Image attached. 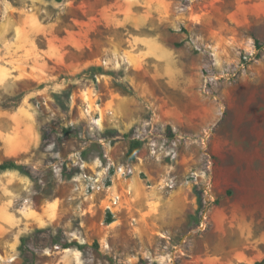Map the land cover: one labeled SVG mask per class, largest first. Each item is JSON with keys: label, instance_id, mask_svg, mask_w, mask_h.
Returning <instances> with one entry per match:
<instances>
[{"label": "rangeland", "instance_id": "1", "mask_svg": "<svg viewBox=\"0 0 264 264\" xmlns=\"http://www.w3.org/2000/svg\"><path fill=\"white\" fill-rule=\"evenodd\" d=\"M40 1L51 9L55 58L58 36L71 44L66 66L28 102L38 143L11 159L28 176L0 173V195L7 188L24 219L8 246L0 242L1 264L264 259V0ZM91 66L106 73L87 74ZM31 88L2 91L0 107L14 109ZM98 107L102 129H92ZM134 140L143 146L130 160ZM77 154L94 169L110 165L104 182L124 193V209L106 212L105 193L86 194ZM120 166L132 169L127 180ZM35 229L47 231L31 239L25 261L19 238Z\"/></svg>", "mask_w": 264, "mask_h": 264}, {"label": "crops", "instance_id": "2", "mask_svg": "<svg viewBox=\"0 0 264 264\" xmlns=\"http://www.w3.org/2000/svg\"><path fill=\"white\" fill-rule=\"evenodd\" d=\"M30 1L0 0V93L13 86H32L14 109L0 107V119L4 120L0 127V153L5 160L16 159L37 145L38 134L34 129L37 114L28 102L41 93L36 86L46 85L59 67L66 66L62 54L71 44L69 36H58L60 56L55 58L51 47V9L40 0ZM3 192L0 242L8 246L5 240L10 233L23 230L24 219L13 205L15 198L8 195L7 188ZM20 207L24 211L26 204ZM55 207V201L43 206L47 212ZM4 251L1 256L7 259L8 252Z\"/></svg>", "mask_w": 264, "mask_h": 264}, {"label": "built area", "instance_id": "3", "mask_svg": "<svg viewBox=\"0 0 264 264\" xmlns=\"http://www.w3.org/2000/svg\"><path fill=\"white\" fill-rule=\"evenodd\" d=\"M86 104V111H89L91 107V103L88 100H84ZM96 106L98 103H95ZM99 111L96 115H98V118H94L91 122L90 125L91 128H101L102 127V121H103V116L102 112L100 111V108L98 107ZM112 112H110L111 114ZM102 129V128H101ZM94 137L98 134H95L93 132ZM98 143L100 146L106 151L104 156L106 159L109 160L107 149L109 147L108 143L106 142L105 138L99 137ZM74 165L80 169V179H82V182L85 185V192L86 194H89L90 196H94L95 194H100V193H105V197L103 199V207L106 212H110L114 214L117 211H120L125 208V195L123 192L118 191L115 188L114 184H106L104 182V179L107 175V171L110 169V165L107 167L102 166V164L99 165V168L101 169H94L93 167H89L88 163L82 159V156L80 154L76 155V160L74 161ZM117 174L121 177L123 176L124 179H128V176L132 174V169H128L124 166L118 167L116 169ZM115 181L112 179V183Z\"/></svg>", "mask_w": 264, "mask_h": 264}, {"label": "trees", "instance_id": "4", "mask_svg": "<svg viewBox=\"0 0 264 264\" xmlns=\"http://www.w3.org/2000/svg\"><path fill=\"white\" fill-rule=\"evenodd\" d=\"M46 1L54 2V3H62L65 0H46ZM85 72L87 74H92V75L106 73V71L102 67H97V66H91ZM142 146H143V142H141L139 140H134L131 143L130 149L128 151V158L130 160L135 159L136 154L141 150ZM10 171H16L22 175L28 176V173L25 172L26 168L24 166L16 163L15 161L6 160L0 164V173L10 172ZM195 195H196V200H197V205H198L197 211L199 212L200 210H202V207H203L202 197L198 191L197 192L195 191ZM45 231H47V229H44V230L35 229L31 233H24L20 236L19 245H18V252H19V255L21 258H23L26 261L27 248H28L29 242L38 233L45 232ZM56 245L60 246L63 249L76 248L78 250H82L85 247L84 244H81L77 241H69V242H65V243H61V242L57 241ZM256 264H264V259L257 262Z\"/></svg>", "mask_w": 264, "mask_h": 264}]
</instances>
